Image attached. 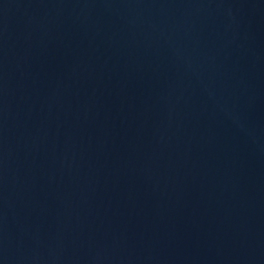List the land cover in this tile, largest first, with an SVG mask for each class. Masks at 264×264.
<instances>
[{
    "label": "water",
    "instance_id": "1",
    "mask_svg": "<svg viewBox=\"0 0 264 264\" xmlns=\"http://www.w3.org/2000/svg\"><path fill=\"white\" fill-rule=\"evenodd\" d=\"M0 264H264V0H0Z\"/></svg>",
    "mask_w": 264,
    "mask_h": 264
}]
</instances>
